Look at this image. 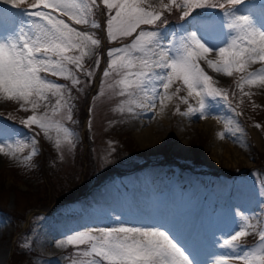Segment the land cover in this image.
Here are the masks:
<instances>
[{
  "label": "rangeland",
  "instance_id": "rangeland-1",
  "mask_svg": "<svg viewBox=\"0 0 264 264\" xmlns=\"http://www.w3.org/2000/svg\"><path fill=\"white\" fill-rule=\"evenodd\" d=\"M34 2L26 0L15 9L0 0V15H4L5 21L0 38L15 31L22 21L26 24L29 20H38L20 11ZM160 2L147 0L144 6L151 4L165 15L169 11L160 8ZM98 3L87 25H77L69 17L54 13L77 30L93 35L100 44L91 46L92 55L83 60L84 70L94 71L92 77L68 65L81 80L80 85L73 86L69 79L50 73L42 74L66 86L65 97L71 108L63 106L53 113L55 97L50 96L45 102L49 107L41 106L35 112L43 115L47 111L51 120L68 127L74 133L72 145L55 128L46 135L36 125H25L23 121L34 114L31 106L21 108L22 101L0 95V146L4 148L0 152V264H89L88 258L77 256L75 246L67 244L69 235L97 227H128L132 226L127 224L131 220L143 223L140 228L169 232V226L151 222L146 213L149 209L151 214L160 209L161 219L172 218V236L176 239L181 240L180 234L188 224L195 229L192 236L187 233L184 244L180 243L190 252L193 249V258L199 264H216L217 260L244 264L231 255H223L230 250L220 245L242 223L240 213L256 226L238 241L241 251L258 246L259 232L264 229V198L258 195L264 187V85L244 83L243 91L237 87L242 77L264 67V63L250 64L244 72L233 71L227 76L199 61L213 77V86L238 101L244 119L227 101L219 98H206L210 107L205 118L199 113L185 115L189 107L198 108L199 97H189L187 88L177 81L167 90L170 99L164 98L161 102L157 98L153 103L140 94L138 98L144 106L130 105L128 96L119 95L120 86L116 82L122 77L116 73L103 76L110 61L108 50L130 44L140 30L158 31L163 37L161 43L167 47L184 34L187 25L181 19L141 25L132 36L120 37L107 45V10L102 2L98 0ZM235 9L238 15H248L253 24L263 29L258 24L262 19L259 0H245ZM203 11L209 12L215 21L210 28L213 33L226 23L224 10ZM9 14L16 15L15 25L11 24L13 17ZM93 21L100 27L92 28ZM219 31L218 38L205 37L214 48L226 46L233 34L227 28ZM68 54L79 55V52ZM208 58L216 60L217 52L213 51ZM97 59L99 67H95ZM180 86L178 96L173 95ZM157 88L163 94L159 84ZM167 102L170 108L165 113ZM121 107L125 110L120 111ZM128 107L132 111H127ZM162 114H167L164 125L159 120ZM146 130H151L154 137L143 144L139 139ZM33 139L35 144L31 142ZM57 139L61 141L60 147L56 146ZM116 146L119 147L117 154ZM33 148L37 152L35 156H32ZM29 156L31 159H26ZM147 159L150 161L143 165ZM94 175L97 177L93 182L86 180L87 176ZM92 234L99 235V232L92 231ZM202 244L217 246L220 250L212 255L196 251ZM86 248V245L80 246L81 250Z\"/></svg>",
  "mask_w": 264,
  "mask_h": 264
},
{
  "label": "snow or ice",
  "instance_id": "snow-or-ice-1",
  "mask_svg": "<svg viewBox=\"0 0 264 264\" xmlns=\"http://www.w3.org/2000/svg\"><path fill=\"white\" fill-rule=\"evenodd\" d=\"M25 2L26 0H4L5 4L15 9H19L20 4ZM99 2L107 10L109 41L132 36L141 25L167 23L162 19V11L156 10L151 4L144 6L147 0ZM244 2L245 0H168V3H164L161 0L159 7L162 9H184L179 17L187 25L184 34L166 47L161 43L163 37L158 31L140 30L130 44L108 50L110 61L103 76L109 77L111 73H116L122 77L116 82L120 86L119 95L128 96L127 103L130 105L144 106L138 98L140 94L153 103L157 98H161V102L164 98L170 99L167 90L174 82L181 81L187 88L189 97H199L198 108L189 107L185 115L199 113L201 118H205L210 107L206 98L223 99L231 106L228 93L213 86V77L207 74L199 61H205L208 68L227 76H231L233 71L244 72L250 64L264 63V29L255 27L248 15H238L235 9L236 5ZM259 2L261 17L264 19V0ZM226 5L230 6L227 10ZM98 7V0H35L27 9L20 11L26 17L38 20H29L26 24L22 21L15 31H9L0 38V95L9 100L22 101L21 108L31 106L34 114L23 121L25 125H36L46 135L55 128L58 133L64 134L69 145L73 144L74 133L68 127L51 120L47 111L43 115L35 114L41 106L45 109L49 107L45 102L49 101L50 96L55 97L53 113L63 106L71 108L65 97V92L68 91L66 86L53 82L42 74L50 73L55 77L69 79L73 86L80 85L81 80L68 65H74L77 71L92 77L94 71L84 70L83 60L85 56L92 55L91 46H98L100 41L88 32L70 26L54 13L69 17L77 25H87L94 8ZM215 9L224 10L226 23L213 33L210 31L215 24L212 16L207 11L198 13L197 10ZM9 15L13 17L11 24L15 25L16 15ZM3 16L0 15V28L5 26ZM91 27L99 28L100 25L93 21ZM219 28H227L233 34L226 46L214 48L205 36L210 39L218 38L221 34ZM73 51H78L79 55L68 54ZM213 51L217 52L216 60L208 58ZM95 67H99L98 59ZM244 83L264 85V67L248 72L247 77L241 78V82L237 84L241 91ZM157 84L164 90L163 94L158 91ZM180 91L177 88L173 95ZM181 99L188 103L186 98ZM119 110L125 109L121 107ZM127 111H132V107H128ZM176 111L179 112L180 109L177 108ZM68 119L71 120V115ZM256 127L260 125L257 124ZM228 130L226 126V131ZM31 142L36 143L34 139ZM60 144L61 141L57 139L56 146L60 147ZM17 150L19 149L14 151ZM3 151V146H0V152ZM36 154L33 148L32 156ZM26 159L30 160L31 156ZM258 195L264 198V187H261ZM238 215L243 221L237 225V230L230 238L222 241L220 246L230 250V253L223 255H231L244 264H264V229L259 232L258 246L250 251H241L242 246L238 241L249 235L248 229L255 230L256 226L249 223V218L242 213ZM92 231H98L99 235H93ZM66 242L78 249L77 256L88 258L89 264H198L193 253L180 241L166 230L158 228L119 226L77 231L69 235ZM82 245L87 248L81 250ZM216 264L226 262L217 260Z\"/></svg>",
  "mask_w": 264,
  "mask_h": 264
},
{
  "label": "bare ground",
  "instance_id": "bare-ground-1",
  "mask_svg": "<svg viewBox=\"0 0 264 264\" xmlns=\"http://www.w3.org/2000/svg\"><path fill=\"white\" fill-rule=\"evenodd\" d=\"M258 24L264 29V19H261V21L260 22H258ZM254 26L255 27H257L258 28V25H255L254 24ZM206 38H209L208 36H205ZM216 52V51H215ZM165 103V102H164ZM169 103L167 102L166 104H165V108H164V111H165V113L167 112V110H169ZM166 119H167V114H162L161 116H160V123H161V125H164V123L166 122ZM151 126V125H150ZM149 127V126H148ZM165 127V126H164ZM159 128V127H158ZM149 129V128H148ZM144 129H142V131H143ZM160 130V129H159ZM164 130V129H163ZM146 132V133H145ZM143 134L144 135H142V137L139 139V140H141L142 142H143V144H145L147 141H149V140H151L152 139V134H151V130H146ZM159 132V131H158ZM161 132V131H160ZM139 133H141L140 132V130H139ZM154 137V136H153ZM156 137H157V135H156ZM159 138V137H158ZM157 139V138H156ZM154 142V141H153ZM148 143V142H147ZM151 210L152 209H149V210H147L146 211V213H147V216H149V218H151L152 220H151V222H154V221H156V222H159V223H161V224H164L163 226L165 227V225L167 226V228H168V226H169V228H168V230H169V233L171 234V235H173V233H174V231H173V225H171V221H172V218H166V219H161L160 218V213H159V211H161L160 209L158 210L157 209V211H155V213L153 212L152 214H151ZM146 213H144V214H146ZM131 220V219H130ZM135 222V220H131V221H127V224L128 223H130V224H132V226H128V227H139L140 228V226L141 225H143V223H140V224H136V223H134ZM146 222V221H145ZM191 222V221H190ZM189 222V223H190ZM93 227V226H92ZM93 230L94 229H98V227L97 228H92ZM187 231V232H186ZM190 233L191 234V236L193 235V233H195V229H193V227L191 226H189V224H188V226H187V228L185 229V231H182V233L180 234V238H181V240L180 239H178V237H177V240L178 241H180L181 243H183L184 242V240H185V242H186V238L188 237V235H187V233ZM184 244V243H183ZM201 244V243H200ZM191 252H194L193 251V249L191 248ZM219 248H217V246H213V247H206V245H199V246H197V250L196 251H198V252H201V253H203V254H207V255H212V254H214L215 252L217 253V252H219ZM222 251V250H221ZM0 253H1V251H0ZM2 255V254H1ZM206 257V256H205ZM204 258V257H203ZM199 264V263H198Z\"/></svg>",
  "mask_w": 264,
  "mask_h": 264
},
{
  "label": "trees",
  "instance_id": "trees-1",
  "mask_svg": "<svg viewBox=\"0 0 264 264\" xmlns=\"http://www.w3.org/2000/svg\"><path fill=\"white\" fill-rule=\"evenodd\" d=\"M203 10H197V12L199 13V12H202ZM182 12H180L178 9H176L175 7H173L172 8V10L171 11H169L167 14H165V15H163V17H162V19H164V20H166L167 22H172V21H178V20H180V14H181ZM95 17H96V19L98 18V12L96 11V14H95ZM157 24H161L160 22H157ZM98 37H101V35H98ZM112 42H110V41H108L107 42V45H110ZM101 50H102V48H101V46L99 47V49H98V51L99 52H101ZM180 83H181V81H177V84L178 85H180ZM182 86H180V87H178V88H181ZM176 96H178V93L176 94ZM228 99H229V101L231 102V106H232V108L233 109H235V112H237V113H240V108L238 107V101L236 102V101H233V99H232V97L229 95V93H228ZM81 109H82V107H81ZM242 119H244L243 117H242V115L240 114L239 115ZM82 120H83V117H82ZM79 121H81V119L79 120ZM115 149V154H117V152L119 151V147L118 146H116V147H114ZM148 161H150V159L148 160H146V161H144L143 162V165H146L147 164V162ZM97 177V175H94V176H87L86 177V180L87 179H92L91 181L93 182L94 181V179ZM72 193V192H71ZM71 193L68 195V196H70L71 195ZM68 196H64V197H68ZM39 197V196H38Z\"/></svg>",
  "mask_w": 264,
  "mask_h": 264
}]
</instances>
